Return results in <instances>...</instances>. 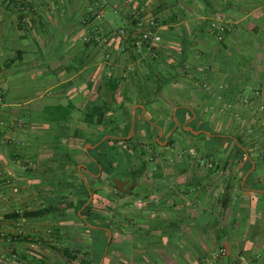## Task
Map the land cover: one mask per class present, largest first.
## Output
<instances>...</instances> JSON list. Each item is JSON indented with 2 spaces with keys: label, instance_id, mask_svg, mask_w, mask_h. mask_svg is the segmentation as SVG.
<instances>
[{
  "label": "crops",
  "instance_id": "obj_1",
  "mask_svg": "<svg viewBox=\"0 0 264 264\" xmlns=\"http://www.w3.org/2000/svg\"><path fill=\"white\" fill-rule=\"evenodd\" d=\"M0 93V264H264V0H0Z\"/></svg>",
  "mask_w": 264,
  "mask_h": 264
},
{
  "label": "built area",
  "instance_id": "obj_2",
  "mask_svg": "<svg viewBox=\"0 0 264 264\" xmlns=\"http://www.w3.org/2000/svg\"><path fill=\"white\" fill-rule=\"evenodd\" d=\"M133 23L124 28H119L112 31V34L121 40L135 41L136 49L142 45H154L161 41L159 34L160 20L157 16H143L133 13ZM97 19H102V9L96 14ZM210 27L215 32V37L218 41H222L224 35L229 32L230 27L225 24H210ZM109 58V55H106ZM2 95L0 93V100ZM20 124V123H19ZM228 253L225 248H220L217 252L213 253L203 264H219V260H227L224 264H254L251 258L243 255L237 256L235 259H229Z\"/></svg>",
  "mask_w": 264,
  "mask_h": 264
},
{
  "label": "rangeland",
  "instance_id": "obj_3",
  "mask_svg": "<svg viewBox=\"0 0 264 264\" xmlns=\"http://www.w3.org/2000/svg\"><path fill=\"white\" fill-rule=\"evenodd\" d=\"M119 24H120V22H115V23H114V26H115V27H119ZM117 29H118V28H117Z\"/></svg>",
  "mask_w": 264,
  "mask_h": 264
},
{
  "label": "trees",
  "instance_id": "obj_4",
  "mask_svg": "<svg viewBox=\"0 0 264 264\" xmlns=\"http://www.w3.org/2000/svg\"><path fill=\"white\" fill-rule=\"evenodd\" d=\"M139 15V14H138ZM133 23V15H132V17H131V24ZM130 24V25H131ZM131 41H133V40H131ZM220 42V41H219ZM79 253V252H78Z\"/></svg>",
  "mask_w": 264,
  "mask_h": 264
}]
</instances>
